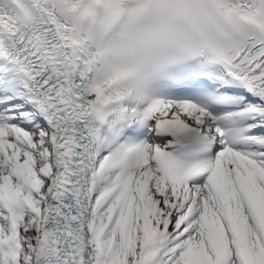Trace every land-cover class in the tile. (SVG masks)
Here are the masks:
<instances>
[{
    "label": "snow or ice",
    "instance_id": "1",
    "mask_svg": "<svg viewBox=\"0 0 264 264\" xmlns=\"http://www.w3.org/2000/svg\"><path fill=\"white\" fill-rule=\"evenodd\" d=\"M166 3L0 0V264H264V0Z\"/></svg>",
    "mask_w": 264,
    "mask_h": 264
},
{
    "label": "clouds",
    "instance_id": "2",
    "mask_svg": "<svg viewBox=\"0 0 264 264\" xmlns=\"http://www.w3.org/2000/svg\"><path fill=\"white\" fill-rule=\"evenodd\" d=\"M186 6V0H167L165 7L170 10V16H161L140 31L131 32L127 35H118L106 59L112 62L122 60L130 62L143 61L147 70L150 71L151 63L162 52H171L175 50L176 46L168 45L162 47L158 42L149 40L146 33L163 23H170L176 33L182 32L186 23L183 11Z\"/></svg>",
    "mask_w": 264,
    "mask_h": 264
}]
</instances>
